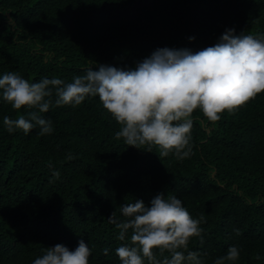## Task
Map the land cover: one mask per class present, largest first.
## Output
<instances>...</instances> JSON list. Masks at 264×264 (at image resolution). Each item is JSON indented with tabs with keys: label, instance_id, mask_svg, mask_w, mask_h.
I'll return each instance as SVG.
<instances>
[{
	"label": "trees",
	"instance_id": "1",
	"mask_svg": "<svg viewBox=\"0 0 264 264\" xmlns=\"http://www.w3.org/2000/svg\"><path fill=\"white\" fill-rule=\"evenodd\" d=\"M228 29L264 36V0H0V77L67 83L101 64L135 69L157 49L213 46ZM28 111L0 95V264H33L47 247L74 251L81 239L89 264H120L131 230L120 241L109 217L123 220L122 204L150 205L161 192L203 216L202 239L189 243L203 264L231 246L233 264H264V93L215 123L194 112L183 160L117 140L121 126L98 97L44 113L51 134L9 133L3 118Z\"/></svg>",
	"mask_w": 264,
	"mask_h": 264
},
{
	"label": "clouds",
	"instance_id": "2",
	"mask_svg": "<svg viewBox=\"0 0 264 264\" xmlns=\"http://www.w3.org/2000/svg\"><path fill=\"white\" fill-rule=\"evenodd\" d=\"M261 93L264 36L236 34L234 29L226 30L215 45L196 52L161 48L135 69L101 64L98 70L90 67L67 83L56 77L31 82L17 72L0 77L3 100L14 110H29L26 115L3 118L9 133L23 130L28 134L38 127L40 136L51 134L52 121L44 113L98 97L121 126L115 138L138 149L151 151L155 146L161 160L170 154L177 160L190 157L194 112L199 110L215 123L225 112L234 113ZM74 158L71 153L66 157ZM53 175L60 174L54 171ZM119 211L123 220L115 211L109 217L119 229L118 239L124 241L131 230L129 242L116 249L120 264H203L200 253L189 250V243L194 237L202 239L204 218H193L176 196L161 192L150 205L135 200L122 204ZM234 231L240 235L239 229ZM157 251L162 259L157 258ZM91 254L81 239L74 251L62 244L47 247L33 264H89ZM239 257V248L231 246L214 264H233Z\"/></svg>",
	"mask_w": 264,
	"mask_h": 264
}]
</instances>
